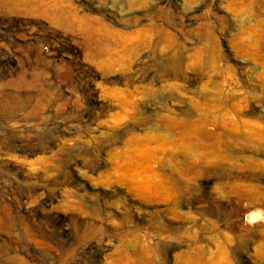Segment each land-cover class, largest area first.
Here are the masks:
<instances>
[{"label": "rangeland", "instance_id": "1", "mask_svg": "<svg viewBox=\"0 0 264 264\" xmlns=\"http://www.w3.org/2000/svg\"><path fill=\"white\" fill-rule=\"evenodd\" d=\"M124 2L0 0V264H264V0Z\"/></svg>", "mask_w": 264, "mask_h": 264}, {"label": "bare ground", "instance_id": "2", "mask_svg": "<svg viewBox=\"0 0 264 264\" xmlns=\"http://www.w3.org/2000/svg\"><path fill=\"white\" fill-rule=\"evenodd\" d=\"M11 3L18 5L20 4L19 0H10ZM38 1V0H37ZM125 2L123 3L124 6H117L110 4L109 6H104L106 17L113 22L117 23L118 25H121L123 27H128L130 23H135L138 21V16H137V10L143 9L146 0H124ZM31 3V2H30ZM61 3V2H60ZM167 4L168 6H171L172 0H161V4ZM191 3H193V0H185V5L189 6ZM183 7L184 5L181 4ZM89 7V6H88ZM13 8V7H12ZM200 8V5H196L192 8H187L183 16V20H191L194 17V14L198 12ZM49 9V8H48ZM54 13V12H53ZM41 14V13H40ZM63 14V13H62ZM74 15V14H73ZM57 18V17H56ZM181 18V17H180ZM53 19V18H52ZM93 19V18H92ZM97 19V18H96ZM57 20V19H56ZM55 20V21H56ZM68 20V17L67 19ZM72 20V19H71ZM77 20V19H76ZM58 21V20H57ZM70 21V20H69ZM75 21V20H74ZM77 21H80L79 19ZM96 21V20H95ZM76 22V21H75ZM80 23V22H79ZM83 23V21H82ZM72 24V23H71ZM91 24V23H90ZM97 24V23H96ZM104 24V23H103ZM82 25V24H81ZM94 25V24H93ZM85 24L83 25V27ZM97 26V25H96ZM105 29H103V33H105L107 39L110 40L111 46L109 43V47L113 50L112 54L117 57V61L119 63L123 61H127L133 57L138 51L146 50L149 48V43H150V37H149V30L147 33H144L145 30L143 31H137V32H118L110 27H108L106 24L103 25ZM79 28V26H77ZM74 28V27H73ZM81 28V27H80ZM86 28V27H84ZM100 28V27H99ZM89 29V28H88ZM80 29H78L79 31ZM91 30V29H90ZM95 31V30H94ZM102 32V31H101ZM77 33V32H76ZM92 33V31L90 32ZM94 33V32H93ZM101 34L100 32H98ZM102 33V34H103ZM96 34V33H95ZM32 36V35H31ZM92 37V35H91ZM93 38V37H92ZM100 38V35H99ZM105 38V36H104ZM36 39V38H35ZM93 40V39H92ZM95 40V39H94ZM103 40V39H102ZM100 41V40H99ZM107 43V42H106ZM151 44V43H150ZM153 44V43H152ZM103 46V45H102ZM105 47V46H104ZM103 49V48H102ZM113 56V57H114ZM196 57V56H195ZM115 62V61H114ZM117 64V62H116ZM142 65V64H141ZM170 67V66H169ZM65 75V74H64ZM145 75V74H144ZM153 84V83H152ZM60 87V86H59ZM224 139H228L230 137V134H224ZM248 191V190H247ZM254 194V193H253ZM262 194V193H261ZM257 197V196H256ZM254 198V197H253ZM255 199V198H254ZM259 200V197L257 198ZM262 200V199H261ZM250 201V200H249ZM257 202V201H256ZM249 220V218H248ZM250 222V221H249ZM218 261V260H217ZM220 262V261H218ZM225 263V261H224ZM218 264V263H217ZM227 264V262H226Z\"/></svg>", "mask_w": 264, "mask_h": 264}]
</instances>
